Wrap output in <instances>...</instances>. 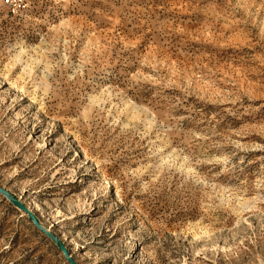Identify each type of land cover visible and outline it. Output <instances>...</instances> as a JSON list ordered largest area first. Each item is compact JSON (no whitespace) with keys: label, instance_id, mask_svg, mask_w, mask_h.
I'll list each match as a JSON object with an SVG mask.
<instances>
[{"label":"rangeland","instance_id":"1","mask_svg":"<svg viewBox=\"0 0 264 264\" xmlns=\"http://www.w3.org/2000/svg\"><path fill=\"white\" fill-rule=\"evenodd\" d=\"M0 186L77 264H264V0H0ZM0 264H68L2 195Z\"/></svg>","mask_w":264,"mask_h":264},{"label":"water","instance_id":"2","mask_svg":"<svg viewBox=\"0 0 264 264\" xmlns=\"http://www.w3.org/2000/svg\"><path fill=\"white\" fill-rule=\"evenodd\" d=\"M0 195L5 197L11 204L18 208L19 210L23 211L33 224V226L41 231L43 234H45L59 249V251L62 253L64 259L68 264H77V262L70 256L67 248L65 245L61 242V240L55 236L51 231L46 229L44 226L40 224L37 217L29 208H27L20 200H18L14 195H12L10 192H8L6 189L0 186Z\"/></svg>","mask_w":264,"mask_h":264},{"label":"built area","instance_id":"3","mask_svg":"<svg viewBox=\"0 0 264 264\" xmlns=\"http://www.w3.org/2000/svg\"><path fill=\"white\" fill-rule=\"evenodd\" d=\"M8 0H6V2H7Z\"/></svg>","mask_w":264,"mask_h":264}]
</instances>
